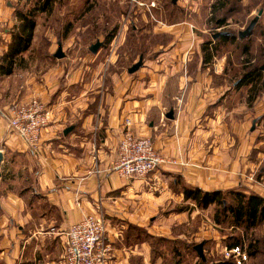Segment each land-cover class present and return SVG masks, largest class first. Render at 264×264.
Returning <instances> with one entry per match:
<instances>
[{"label":"crops","instance_id":"0c3cea01","mask_svg":"<svg viewBox=\"0 0 264 264\" xmlns=\"http://www.w3.org/2000/svg\"><path fill=\"white\" fill-rule=\"evenodd\" d=\"M13 1L0 0L2 37L8 36L7 26L17 20ZM163 26L170 45L142 59L134 74L128 73L130 67L126 76L113 74L108 85L93 79L96 73L84 81L77 74L67 79L70 73L63 76L58 69L43 75L42 84L29 97L44 103L54 120L42 130L36 156L6 132L0 119V151L4 155L8 148L27 158L23 172L30 177L36 172L29 188L36 204L47 207L36 217L25 198L1 194L0 262L27 264L33 259L38 264L40 260L57 264L61 259L62 264L63 234L98 210L107 222L110 251L105 264H150L149 239L154 234L146 221L165 204L185 205L183 195L173 191L177 178L205 192L239 190L263 198L264 179L253 175L261 173L264 162V69L256 81L227 84L221 65L210 72L204 63L187 23ZM4 41L7 44V38ZM193 54L197 60L191 64ZM9 103H0V110L14 105ZM240 105L254 106L250 121L244 115L248 108L245 111ZM238 113H243L242 124L237 123ZM125 119L135 136L150 138L161 155L175 164H164L144 179L124 180L112 171ZM185 212L169 213L164 222H184Z\"/></svg>","mask_w":264,"mask_h":264},{"label":"rangeland","instance_id":"374dc122","mask_svg":"<svg viewBox=\"0 0 264 264\" xmlns=\"http://www.w3.org/2000/svg\"><path fill=\"white\" fill-rule=\"evenodd\" d=\"M13 4L16 10L26 12L34 7V0H14ZM260 10L261 16L251 35L238 40L237 33L243 31ZM34 20L36 26L31 45L15 60L10 75H2L7 67L2 56L11 39L10 34L16 31L19 22L16 20V23L7 26L8 36L0 35L1 104L7 105L10 102L9 104L19 105L26 97L32 96L36 85L42 84L43 75L54 69L60 70L63 76L70 73L67 79H74L72 76L77 74L82 81L96 73L93 79L97 77L108 85L113 74L121 73L126 76V70L137 63L140 56L143 60L152 58L170 45V35L166 33L163 25L187 23L195 40L199 42L193 40L203 52L201 57L204 63L210 66V72L214 70V65H221L220 74L225 75L227 84L238 80L241 82L245 73L264 67V0H176L175 4L171 0H55L50 12L38 14ZM219 32L232 33L235 38L213 39ZM3 38H7V44ZM97 41L102 45L92 54L89 48ZM58 44L64 54L61 59L53 56ZM195 56H190L191 64L196 62ZM59 79L65 80L61 77ZM30 98L33 99L29 97L23 104L30 101ZM240 106L245 111L248 108L244 115L250 121L255 115L251 109L254 106ZM240 106L236 108L239 109ZM225 108L228 106L225 105ZM237 117L240 118L237 123L240 120L242 124L243 113H238ZM262 121L264 130V118ZM251 126L253 127V122ZM3 153L5 159L1 162L3 179L0 186V204H3L1 194L14 193L25 198L28 209L34 216L43 214L47 209L46 205H37L35 194L29 188L34 183L35 170L32 177L28 176L22 169L27 158L12 154L8 148ZM6 160L10 164L16 161L19 169L16 163L6 165ZM261 166V173L256 172L253 178L259 174L264 179V162ZM226 201L230 203L231 199L226 197ZM166 206L165 204L161 207L163 211L158 209V213L146 221L154 234L153 239H149L150 264H202L200 256L194 250L201 243L205 264H222V261H226L223 249L231 243V236L240 235L243 246H247V238L252 241L258 239L262 244L264 242V225L254 230L232 229L228 221L216 225L213 222L214 206L206 210L193 208L194 205L188 202L185 205L172 202ZM182 208H187L184 222H164L163 218L169 213H176ZM2 214L0 209V217ZM7 223L9 221L6 218L5 226ZM262 244L258 242L257 248L261 247L264 251ZM30 258L29 255L28 259ZM40 261V264H44ZM59 263L61 264V259L60 262L58 260L57 264ZM0 264L4 263L1 261ZM27 264L38 262L32 259ZM245 264H264V257H247Z\"/></svg>","mask_w":264,"mask_h":264},{"label":"built area","instance_id":"2783aa9c","mask_svg":"<svg viewBox=\"0 0 264 264\" xmlns=\"http://www.w3.org/2000/svg\"><path fill=\"white\" fill-rule=\"evenodd\" d=\"M0 119L5 124L6 132L15 135L18 142L36 156L40 149L42 130L51 124L53 115L44 103L33 98L26 104L1 109ZM164 164L174 165L175 162L165 159L150 138L135 136L130 120L125 119L117 158L111 170L124 180L144 179ZM106 233V219L98 210L71 224L64 234L63 262L105 264L110 251ZM223 257L226 260L233 259L235 264H245L247 261V255L240 247H225Z\"/></svg>","mask_w":264,"mask_h":264},{"label":"trees","instance_id":"16d2710c","mask_svg":"<svg viewBox=\"0 0 264 264\" xmlns=\"http://www.w3.org/2000/svg\"><path fill=\"white\" fill-rule=\"evenodd\" d=\"M54 2L55 0H34V7L26 12L15 10V17L19 25L15 28L16 31L10 34L11 39L2 56V61L7 64L6 70L3 71L2 75H10L15 60L29 49L36 26L35 17L38 14L50 12ZM219 38L220 40L225 38L233 39L235 35L229 33L228 36ZM263 69L264 67L254 68L252 71L245 73L242 81H247L249 78L251 82L258 80L259 71ZM173 191L183 195L184 202L192 203L194 205L193 208L206 210L210 206H214L213 222L216 225L228 221L232 229L245 228L246 230H254L264 225V199L257 194H245L239 190L205 192L198 187L186 185L179 178L175 180ZM226 197L231 199L230 203L226 201ZM186 209L182 208L179 212H183ZM230 241L231 243L226 245L227 248L240 247L245 251L248 259H254L258 255L264 257V251L261 250V247L257 248L258 242L262 244L258 239L252 241L247 238V246L242 245V237L240 235L231 236ZM262 245H264V242ZM200 261L202 264L206 263L204 257H200ZM222 264H235V262L233 259H229L222 261Z\"/></svg>","mask_w":264,"mask_h":264},{"label":"water","instance_id":"95a60500","mask_svg":"<svg viewBox=\"0 0 264 264\" xmlns=\"http://www.w3.org/2000/svg\"><path fill=\"white\" fill-rule=\"evenodd\" d=\"M171 3L172 4H175L176 3V0H171ZM261 11L258 12L257 16H255L251 21L250 23L248 24V26L243 30V31H240L238 32V39L239 40H243L247 37H249L251 35V32L253 31L254 27L256 26L257 22H258V19L259 17L261 16ZM229 33L227 32H219L217 33L215 36H213V39H216L218 37H221V36H228ZM102 44L97 41L95 44L91 45L90 48H89V51L92 53V54H95L98 50V48L101 46ZM64 57V54L62 53V50H61V45L58 44V48H57V51L55 52L54 54V58L56 59H61ZM142 66V57L139 58L138 62L134 65H132L129 69H128V73L129 74H133L135 72H137ZM170 116V119L172 118V112H170L169 114ZM254 122H253V127H252V130L254 129ZM70 129L66 130L64 133L66 134ZM3 160V154L2 152L0 151V165H1V162ZM0 177H1V172H0ZM202 247H203V243L201 244H198L194 250L196 251V253L200 256V257H203V251H202Z\"/></svg>","mask_w":264,"mask_h":264}]
</instances>
